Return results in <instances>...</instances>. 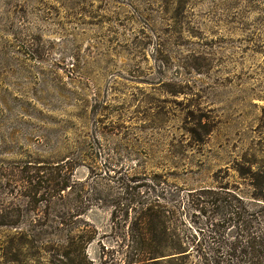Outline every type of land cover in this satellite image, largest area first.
Instances as JSON below:
<instances>
[{
  "label": "rangeland",
  "instance_id": "374dc122",
  "mask_svg": "<svg viewBox=\"0 0 264 264\" xmlns=\"http://www.w3.org/2000/svg\"><path fill=\"white\" fill-rule=\"evenodd\" d=\"M65 160L113 204L154 176L174 203L200 187L264 194L236 171L264 168V0H0V264L137 257L105 201L80 217L96 235L81 250L79 227L55 229L27 165Z\"/></svg>",
  "mask_w": 264,
  "mask_h": 264
},
{
  "label": "trees",
  "instance_id": "16d2710c",
  "mask_svg": "<svg viewBox=\"0 0 264 264\" xmlns=\"http://www.w3.org/2000/svg\"><path fill=\"white\" fill-rule=\"evenodd\" d=\"M76 165L69 160L29 162L26 178L34 195L43 191L41 201L52 206V221L59 224L55 229L71 233L79 227V234L69 235V242L80 250L96 236L80 217L100 200L112 207V223L128 227L130 251L124 256L137 257L126 260L127 264H182L186 256H195L198 264H264V194L255 193L249 199L228 185L200 187L180 191V195L175 192L180 199L174 203L172 193L162 188L164 182L154 176L138 183L129 180L133 184L124 185L113 204V192L105 193L96 183L73 180ZM236 171L249 177L253 189L264 186V168L252 171L251 166H241ZM185 210L200 222H185L182 217L183 228H178L177 215ZM7 218L0 215V225ZM82 255L69 264H89L83 251Z\"/></svg>",
  "mask_w": 264,
  "mask_h": 264
}]
</instances>
